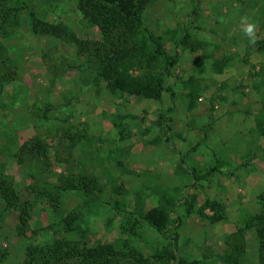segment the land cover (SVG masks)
Returning a JSON list of instances; mask_svg holds the SVG:
<instances>
[{
    "label": "rangeland",
    "instance_id": "obj_1",
    "mask_svg": "<svg viewBox=\"0 0 264 264\" xmlns=\"http://www.w3.org/2000/svg\"><path fill=\"white\" fill-rule=\"evenodd\" d=\"M42 4L50 22L66 24L83 41L99 40L98 31L82 22L74 0ZM144 23L162 38L168 55L179 52L165 82L173 97L163 93L154 101L131 96L124 102L104 84L85 85L73 68L78 62L76 47L32 35L22 16L21 25L3 42L14 60L16 77L3 92L0 106V172L12 179L22 201L30 200V170L13 157L17 147L29 140L44 141L47 152L39 157L34 174L59 183L68 175V165L59 161L67 157L66 135L81 131L84 139L68 158L70 167L98 175L105 188L98 194L99 202L85 212L90 244L118 239L124 210L133 212L140 205L146 211L164 196L183 201L174 216L180 219L179 256L220 264L225 238L257 212L258 197L264 193V134L257 127L259 121L264 128V54L255 45L264 40V0H153ZM216 63L223 64L220 72ZM190 77L200 94L188 110L183 82ZM160 115L170 121H158ZM112 120L131 134L119 146ZM5 133L12 142L10 151L5 148ZM120 147L126 158L118 169L114 151ZM211 168L217 171L198 182L189 175L191 170L204 175ZM184 199L193 202L189 211ZM115 200L118 207L124 203L119 216L114 215ZM206 200L223 209L224 219L215 225L197 214ZM77 203L79 197L68 194L57 216L38 205L26 237H21L15 212L6 210L0 200V249L7 253L2 264H21L29 243L63 236L45 228ZM204 212L212 214L209 209ZM142 231L139 246L146 251L165 243L153 230ZM245 242L244 264H258L255 233L247 231Z\"/></svg>",
    "mask_w": 264,
    "mask_h": 264
},
{
    "label": "trees",
    "instance_id": "obj_2",
    "mask_svg": "<svg viewBox=\"0 0 264 264\" xmlns=\"http://www.w3.org/2000/svg\"><path fill=\"white\" fill-rule=\"evenodd\" d=\"M43 1L45 4V0H0V106L3 92L16 77L14 60L3 42L21 25L23 15L29 21L28 28L32 35L54 37L76 47L78 62L73 68L79 71L80 80L85 85L97 88L104 84L110 94L117 95L124 102L131 96L154 101L160 100L163 93H169L173 97L165 82L178 62L179 52L168 55L162 38L151 32L144 23V13L153 0H74L85 26L94 28L99 33V40L93 43L79 39L64 23L50 22L46 17ZM255 45L256 50L264 54V40H257ZM201 59L198 60L199 65L202 64ZM215 65L220 72L223 64ZM183 85L188 88L187 109L191 110L200 93L192 77L184 81ZM167 119L165 115L158 117V121H170ZM257 122L260 133L264 134L262 124ZM112 123L118 130L119 146L131 134L122 123L115 120ZM5 135V148L10 151V135ZM83 139L84 134L81 131L66 135L67 157L59 161L68 165V175L59 183L40 180L34 174L39 157L47 152L44 141L29 140L17 147L13 157L30 170V200L22 201L14 191L12 179L0 172V200L6 210L16 214L18 236L26 237L29 220L38 205H45L57 216L62 214L68 194H76L80 199V203L75 204L60 221L45 228L47 231L62 233L63 236L42 244L29 243L21 264H119L125 260L132 264H205L202 260H188L179 256L180 219H174V216L183 201L167 199L164 196L160 203L146 211L140 205L133 212L124 210L126 215L122 214L119 219L118 239L111 243L97 242L93 245L88 242L90 228L85 212L99 202L98 194L104 193L105 188L98 175L84 170L78 172L70 167L68 158ZM114 152L118 154L114 164L119 169L123 166L126 151L120 147ZM214 171L217 169L211 168L204 175H198L191 170L189 175L192 181L198 182ZM117 189L119 188L115 191ZM192 201L187 202L184 199L187 211L192 208ZM122 205L124 203L118 207L117 201H114L115 216L120 215L119 209L123 208ZM258 205L257 212L246 216L242 225L225 238L223 252L219 257L220 264H244L247 231L255 233L257 263L264 264V193L259 195ZM205 209L212 211V214H206ZM222 211L218 202L206 200L197 210V214L201 221L215 225L224 219ZM142 227L163 236L165 243L160 245L158 242L154 247H147V251L141 248L139 243L143 239ZM6 257L7 253L0 249V264Z\"/></svg>",
    "mask_w": 264,
    "mask_h": 264
}]
</instances>
